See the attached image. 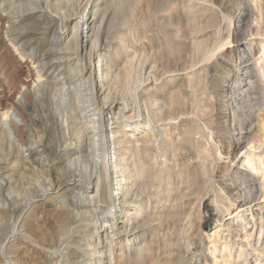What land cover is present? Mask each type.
Masks as SVG:
<instances>
[{
  "label": "bare ground",
  "instance_id": "obj_1",
  "mask_svg": "<svg viewBox=\"0 0 264 264\" xmlns=\"http://www.w3.org/2000/svg\"><path fill=\"white\" fill-rule=\"evenodd\" d=\"M102 1L0 0V40L19 66L26 64L25 75H12V83L0 79V146L8 143L0 159V264H155L157 233L147 240L136 231L166 222L157 216L165 208L188 211L180 224L187 239H212L208 253L196 240L186 244L176 264L264 261L260 5L217 1L227 20L218 36L207 37L198 25L203 17L195 18L197 30L183 45L188 51L171 67L146 58L142 64L126 60L118 69V46L108 42L110 34L103 42L110 12ZM236 12L243 16L233 30ZM34 13V25L41 26L17 34ZM51 28L49 47L38 56L24 39ZM158 82L172 83L166 103L158 100ZM40 112L53 115L51 136L36 129ZM130 112L141 114V121L124 118ZM43 121L48 128L50 121ZM37 155L40 168L34 167ZM183 167L201 168L200 185L194 181L176 206L172 197L179 191L172 186L178 183L171 175ZM27 179L32 186L21 194ZM211 227L213 233L204 235Z\"/></svg>",
  "mask_w": 264,
  "mask_h": 264
},
{
  "label": "rangeland",
  "instance_id": "obj_2",
  "mask_svg": "<svg viewBox=\"0 0 264 264\" xmlns=\"http://www.w3.org/2000/svg\"><path fill=\"white\" fill-rule=\"evenodd\" d=\"M189 1H192V0H111V1L103 0L102 2H105L102 5L103 10L108 8L109 12H110V15L108 16V20L106 21V25L104 26L103 42L105 41V37L108 34H110V38L108 39V42L111 44L113 43L114 45L118 46V50L116 52H113V54H115L114 56L116 57L117 68L118 69L122 68L126 60L134 61L136 64H139V63L142 64L144 59H146V58L152 59L153 62H155V64H157L158 66L171 67V65L174 64L175 59L177 60V58L182 57L188 51L187 48H184L183 45H184L186 38L189 37L192 33H194L197 30V28L195 26L196 25L195 18L202 19V17H203V19L199 21L198 25L201 26L200 28L207 33L206 34L207 37L213 38L215 36H218L221 32H223L222 30L224 29V27L226 28V26H227L226 25L227 20L225 21L222 18L223 12H222V10L219 9L220 0H213V1H210V0H196L195 1L194 0L191 2L192 4L190 3L189 7L185 6L186 4L189 3ZM217 1H219L218 5H217ZM242 1L246 2L248 0H237V4H239V2L241 3ZM108 2H109V5H108ZM256 4L260 5L258 7H260L262 10V12L260 11V13L262 15L261 14L259 16L257 15L256 18H257V20L262 19L263 20L262 23H264V0H256ZM104 5H105V7H104ZM183 5L185 7H183ZM194 5L200 6L201 8L208 9L209 11L207 12L206 10L201 9L200 11L195 12V9H193ZM235 7H237V5H235ZM110 8H111V10H110ZM211 10H213V11H211ZM190 12L192 14H190ZM221 12H222V14H221ZM193 13L195 14L194 16H193ZM207 13H208V15H207ZM36 15H37V13L31 14L30 19L28 18L27 21L25 22V24H23L22 26L20 25V27H22L21 29H23V28L24 29L17 31L16 33L22 34V32L23 33L26 32V28H29L32 25H33L32 27H40L41 25L38 23L34 25V23H36V17H37ZM191 16H192V18H191ZM195 16H197V17H195ZM242 16L243 15L237 14V12L234 14V16H233V23L234 24L232 25L233 30H234V26H237V24H238L237 22L242 20ZM33 17H35V18H33ZM86 31L87 30H83V35H86ZM63 32L64 31H62V33ZM149 32L151 33V35ZM62 33H61V35H62ZM143 33H145V34L143 35ZM52 34H53L52 28L48 29L42 33L37 34L36 38L33 37L32 34L28 33V38L24 39V41L25 42H27V40L32 41V45L36 46L35 53L38 54V56H39V55L43 54L44 51L49 47V44L52 40ZM157 34H159V35H157ZM111 36H112L113 40H112ZM120 37H121V39H120ZM245 39L247 40L248 38L245 37ZM254 39H257L258 41H260L259 37H254ZM234 41L235 40H233L232 44L228 45L227 48L233 47L235 45ZM3 45L4 44L0 40V79L5 81V82L10 81V83H12V81H11L12 75H16V76H20V77L25 75L26 64L20 63L21 66H19V62L17 60L18 57L16 58L13 53L8 52V50H6ZM28 50H30V49H28ZM233 65L235 66V63H233ZM18 67H20V68L17 69ZM95 75H97V73H95ZM156 86L160 89V91H159L160 97L158 100L160 102H164V103L168 102L167 100L169 99L171 93L173 92L172 83H164L161 86V83L158 82V84ZM45 95L48 96L49 94L45 93ZM167 107H168L167 108L168 110L173 111V109L176 107V105L171 104V105H167ZM50 115L53 116L52 113L50 114V112H47V115H44L42 112H40L38 115L39 117L35 118L36 129L39 130L42 127V131H45L48 134L50 133L49 136H51V134L54 131L53 130L54 128L52 126L53 117L51 119ZM127 117L134 118V120H136L138 122L141 121V118H142L141 114L133 113V112L126 114V116L124 118H127ZM44 119H47L48 121H50V122H48V128H45V126H44L45 125V121H43ZM131 121H132V119H127V123H131ZM39 131H41V130H39ZM52 146L53 145H50L51 148H53ZM194 148L195 147L192 148L193 151H194ZM195 152H196V150H195ZM7 153H8V143H5L2 146H0V159L5 157ZM35 153H36V151H35ZM168 153L172 154L174 152L169 151ZM1 155H2V157H1ZM40 157H41L40 155H37V157H35L38 159V160H35L36 163L34 164V167H36V168H40L39 166H41V164H42V161L39 160ZM37 161L39 162L38 164H37ZM194 168L195 167H191V169H189V168L183 167L179 170H175L174 171L175 173L173 172V175H171L172 182H173V180L174 181L176 180L175 182L178 183V185L177 184L174 185L175 187L172 186V188L174 190L176 188L175 191H179L177 196L172 197V199H174L176 202V206H180L181 205L180 202H183V200L180 199L181 196L186 195L190 192L189 186H191V184H194L196 182L198 184L197 187L199 188V185H200V173L199 172H201V170H200L201 168L200 169L198 167H196L195 169ZM176 171L178 172L177 174H176ZM196 175L199 177L198 179L195 178ZM178 176H181V177H178ZM29 178H32V176H29ZM187 179H189V180H187ZM187 182H190V183H188V189L189 190L187 189V185H186ZM165 183L166 182H164V189L168 186V184H165ZM31 184H32L31 180H28V179L24 180L22 183H20V185H19L20 188L18 187L19 192L21 194H23L28 188H30L32 186ZM181 185L182 186L184 185V187H182ZM87 186H88V184H87ZM169 188H171V187H169ZM183 189H184V192H183ZM189 197L190 196H188L187 198H189ZM79 200H80V202H84L83 201L84 199H79ZM86 206H89V204H86ZM168 213L170 216L168 215ZM186 213H188V211H185L183 209L182 210L181 209H174L173 210L171 208L170 210H168V208H165L164 211L162 213L158 214L157 216H163L162 218H166L165 219V220H167L166 222H161V223L153 222V223H150V224L146 225L145 227H143L142 230L139 229L136 231V232H138V234H140L144 231L146 233L145 236H146L147 240H150L152 235L155 232L157 233L159 249H161V250H160L159 255L156 256V258H155L156 259L155 264L167 263L165 260L170 261L169 263L172 262L171 264H176L175 262L177 261V257H178L177 255H179L178 253H180L181 250L185 251L187 249V246L188 245L191 246L190 244L194 240H196V244L199 245V248H203V251L205 253H208V247L212 246L209 244L210 241H212V239L209 238V236H206L205 234L211 235L215 228L212 229V227H213L212 226L211 228L204 231L205 236L203 235L204 236L203 244L201 242V237H202L201 234H199L198 236H196L193 239L192 238L187 239L185 236L186 235L185 230H183L185 228H183L180 225V224L184 225V223L188 221L187 219H185V216L187 215ZM224 214L226 215L227 213L224 212ZM151 215L154 216V214H150V216ZM195 215L197 216L196 213H193V216H191V218H194ZM228 216L229 215H226L225 218H227ZM43 219H44V222L46 221L48 223L55 224L54 222H52L51 219L47 220L45 217ZM190 220L192 221V219H190ZM226 221L229 222L230 220L226 219ZM175 226H177V227H175ZM165 228H168V229H165ZM163 229L165 232H163ZM168 236H171V238ZM169 240H170V242H169ZM159 242H161V243H159ZM162 242H166V244L164 245V243H162ZM186 244H187V246H186ZM161 245H163V246H161ZM172 245H174V246L172 247ZM219 245H220V243H219ZM165 247H166V249H165ZM179 247H180V249H179ZM162 249H163V251H162ZM172 253L174 254V256H172ZM167 255H169V256L167 257ZM164 256H166V257H164ZM160 258H162L164 261ZM157 260H161V262L157 261ZM235 261H236V259H235ZM259 262H260L259 264H264V261H259ZM242 264H244V262Z\"/></svg>",
  "mask_w": 264,
  "mask_h": 264
}]
</instances>
